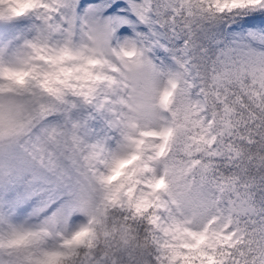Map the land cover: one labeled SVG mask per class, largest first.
<instances>
[{"label":"snow or ice","instance_id":"6c2138e0","mask_svg":"<svg viewBox=\"0 0 264 264\" xmlns=\"http://www.w3.org/2000/svg\"><path fill=\"white\" fill-rule=\"evenodd\" d=\"M0 264H264V0H0Z\"/></svg>","mask_w":264,"mask_h":264}]
</instances>
